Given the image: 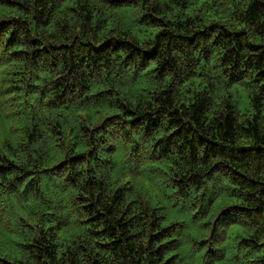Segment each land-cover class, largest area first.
I'll return each instance as SVG.
<instances>
[{
	"label": "clouds",
	"instance_id": "9594fccd",
	"mask_svg": "<svg viewBox=\"0 0 264 264\" xmlns=\"http://www.w3.org/2000/svg\"><path fill=\"white\" fill-rule=\"evenodd\" d=\"M0 11V264H264V0Z\"/></svg>",
	"mask_w": 264,
	"mask_h": 264
},
{
	"label": "trees",
	"instance_id": "16d2710c",
	"mask_svg": "<svg viewBox=\"0 0 264 264\" xmlns=\"http://www.w3.org/2000/svg\"><path fill=\"white\" fill-rule=\"evenodd\" d=\"M201 0H197V3H200ZM13 5H8V7H12ZM69 11H71V9H69ZM0 15H2V11H0ZM14 19V18H12ZM7 23H9V21H2L0 20V28H3ZM6 126L2 123H0V129H3L5 128ZM7 130L9 132L12 131V129L10 127L7 128ZM137 188L139 191L143 192L144 194L148 195V196H152V191L149 189L148 185H147V182H143L141 184H138L137 185ZM225 204V201H219L217 203V207H221L222 205ZM230 206V205H229ZM221 210H222V207H221ZM235 227V226H234ZM71 233H68L66 234V238L68 236H70ZM10 240H11V236L10 234H0V250H4V249H8L11 247V243H10ZM171 257H169L170 259Z\"/></svg>",
	"mask_w": 264,
	"mask_h": 264
}]
</instances>
